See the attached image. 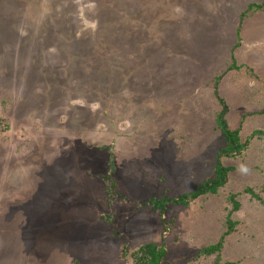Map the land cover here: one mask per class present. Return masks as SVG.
Returning <instances> with one entry per match:
<instances>
[{"label": "rangeland", "instance_id": "1", "mask_svg": "<svg viewBox=\"0 0 264 264\" xmlns=\"http://www.w3.org/2000/svg\"><path fill=\"white\" fill-rule=\"evenodd\" d=\"M217 75L244 143L264 129L263 0H0V264H134L146 243L264 264V136L220 153ZM217 158L216 193L151 209Z\"/></svg>", "mask_w": 264, "mask_h": 264}, {"label": "trees", "instance_id": "2", "mask_svg": "<svg viewBox=\"0 0 264 264\" xmlns=\"http://www.w3.org/2000/svg\"><path fill=\"white\" fill-rule=\"evenodd\" d=\"M260 6L261 5L250 4L248 6V9L255 7L259 8ZM231 58H233V55L231 56ZM234 67H235V60H232V63L230 64V68H234ZM214 80H215L214 95L220 104V110L215 115V123L217 127L220 129L221 133L223 134L226 142L225 147L220 151V153L228 157L230 156L233 157L242 152V150L246 147L247 143L253 136H257V137L264 136V129L255 130L251 134V136L247 138L246 142L244 143L241 142L239 138L238 130L237 129L231 130L227 125V120L225 118V115L227 113V106L224 103L225 101L219 96L218 88H217V84L220 80V75H217ZM229 169L230 168L228 166H223L219 161V159L217 158L214 177L204 181L191 192L184 193L173 198H168V197H162L160 199L149 198L147 202L151 205L152 210H159L161 213L165 211L168 204L187 205L188 202L194 200L196 197L200 195L207 193H212V194L216 193L218 189L224 185ZM248 190L251 192L250 189ZM253 195L258 197L257 194L253 193ZM229 199L233 204V208L237 209L239 207V203L234 199V195L230 194ZM262 202L264 203V201ZM226 226H227V231H231L234 229L235 223L230 218V215H227L226 217ZM221 246H222V239L215 244H210L204 247L201 250V252L204 254H214L219 252ZM165 255H166V249L163 245L146 243L140 246L133 254L135 259L134 264H163Z\"/></svg>", "mask_w": 264, "mask_h": 264}]
</instances>
